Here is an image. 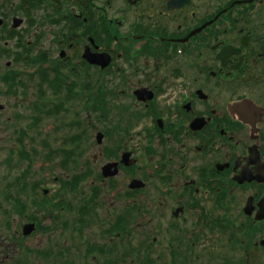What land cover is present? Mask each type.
<instances>
[{"label":"flooded vegetation","instance_id":"1","mask_svg":"<svg viewBox=\"0 0 264 264\" xmlns=\"http://www.w3.org/2000/svg\"><path fill=\"white\" fill-rule=\"evenodd\" d=\"M27 2L22 12L29 17L28 23H35L34 10L41 7L48 10L45 16L49 15V21L58 25L55 35L66 38L61 39L62 50L56 58L51 52L43 51L44 73L47 70L43 76L49 79L46 83L55 81L61 90V99L55 103L57 109L77 111L79 97H91L93 103V97L97 100L104 86L111 102L128 99L129 103L118 104L122 105V113L110 108L119 118L110 120L113 127L109 129L111 132L115 128L112 134L119 139L110 136L113 140L104 144L109 131L99 129L96 133L95 143L102 150L107 146L105 151L111 159L101 166L92 182L113 181L125 173L131 176L127 183L130 189H142L146 180L136 177L132 170L139 161V148L147 159L145 163L154 170L148 173L142 169L141 161L138 165L146 175L155 177L156 202L162 198H167L165 204L173 201L176 219L184 217L191 208L198 221L203 220L208 228L205 239L212 231L221 238L225 225L238 222L234 246L241 256L235 263L264 264V0ZM0 4H5V0H0ZM3 15L0 26L7 37L24 40L29 33L34 37L41 34L40 30H30L26 25L14 26L22 21L20 18L12 19L14 22L9 25L6 22L9 19L5 18L8 13L4 11ZM122 62L132 67L125 68ZM90 68L98 76L95 85L83 91L79 77ZM115 71H118L115 78L105 75ZM51 99L48 98V103H52ZM136 124L141 126L136 132L142 138L133 142L135 133L131 127ZM77 135L68 138L73 142ZM68 138L62 141L72 146ZM121 141H124L122 147ZM106 164L109 168L105 169ZM92 170L91 167L86 172ZM75 177L81 178L77 174ZM99 193V190L92 192L95 208L104 202L98 199ZM46 212L44 215L50 221L26 238H20L24 224L15 228L14 222L6 224L5 227H12L13 234L5 241L0 240V264H15L21 254L17 257L13 252H20L21 247L23 253L27 252L25 264H30L34 253L42 264L71 261L62 240L65 229L56 234L60 225L51 223L54 214ZM129 213L126 210L114 218H106L108 222L112 219L108 229L126 230L123 227L128 220L122 215ZM32 216L38 217L35 212ZM0 227L4 226L0 224ZM42 235L46 239L36 238ZM33 241L40 246H35ZM168 241V247L181 246ZM99 245L91 248L98 252L92 260L94 264L122 263L129 256L110 257L102 252L103 243ZM12 247L16 249L12 251ZM187 247L173 252L171 248L165 263L176 264L178 258H190ZM159 252L154 260L147 254L142 260L156 264L163 258L162 251Z\"/></svg>","mask_w":264,"mask_h":264},{"label":"rangeland","instance_id":"2","mask_svg":"<svg viewBox=\"0 0 264 264\" xmlns=\"http://www.w3.org/2000/svg\"><path fill=\"white\" fill-rule=\"evenodd\" d=\"M27 3V0H5V4H0V18L4 16L3 12L6 11L8 15L5 18L9 19L6 21L7 24L11 25L14 22L12 19L17 20L20 18L21 22L14 23L17 28L26 25L30 30L41 31L38 37L31 36L29 33L24 39L25 43L28 44L27 47L30 46V49L27 48L26 50V53L30 56L27 61L28 57L26 59L19 58V53L25 50V46L18 37H7L4 29L0 26V88H2L0 89V224L4 226L0 227V240L5 241L13 234L12 227H9L10 229L5 227L7 226V218L12 219L14 228L29 220V217L24 215V210L21 211L26 206L27 199H29L28 210H35L41 222L45 223L50 221L44 215L46 210L44 206L36 205L40 200L42 205H45L42 199L43 196L34 203L35 195L53 196L63 194L64 201L58 204L57 208L55 206L49 208L56 213L60 212L61 219L71 221L73 225L76 224V228L77 225H83H81L83 230L80 231L78 228L73 230L66 224L58 222L60 227L56 230V234L61 233L63 228L65 229L62 240H65V247H67V258L74 260L72 264L89 262L94 264L92 260L98 252L87 251V249L88 247L97 248L102 243L104 245L102 252L107 253L110 257L116 258L117 255L129 254L122 263L113 261V264H149L142 260L143 256L147 254L152 256L154 260L156 254L160 253L159 251H162L163 258L156 264H166L165 259L169 260L170 250L173 248L168 247L170 242L168 240L180 244L181 246L177 248L179 250L183 246H188L187 250L190 253V258L187 257L186 260L178 258L176 264H236L235 261L239 260L241 256L237 255L238 247L234 246L236 242L234 232L236 225L239 223L234 221L225 225L226 230L221 238L215 237L214 233L216 231H212L208 239H205L204 236L208 232V228L203 220L198 221L191 208L186 210L184 217L176 219L172 211V207L175 205L173 201L168 200L169 203L165 204L167 198H162L161 201L156 202L153 195L157 190L155 177L146 175V171L153 173L154 170L145 163L147 159L143 154H140L139 148L137 149L139 161L133 166L132 170L136 177H142L146 180V185L142 189H133L134 191L130 189L127 183L131 176L125 173H121L120 176L112 179L113 181L107 182L100 179L95 183L92 182L94 176L101 170V166L111 159L105 151L107 146H103L102 150L95 143L96 133L99 129L109 131L104 144L108 143L109 140H113L110 139V136L118 138L116 134H112L116 132L115 128L111 132L109 129L110 120L116 121L119 118L116 113H112L110 108H115L122 113V105L118 104L120 102L127 103L128 99L125 98L118 103L116 101L111 102L107 93L108 89L104 86L102 90H99L98 99L96 100L93 97V103H91V97H79L81 107L80 105L77 106L75 108L77 111L57 109L55 103L61 99L59 96L60 88L54 84L55 81L52 84L46 83L49 79L42 74H46L47 70L45 73L40 74L38 72L40 70L37 73L33 71L34 67H29V65L32 64L31 56L36 53H42L43 55V51L47 54L51 52L55 58L60 55L59 51L62 50L60 46L61 39L65 36L62 34L55 35L56 30L59 29L57 28L58 25L49 21V15L45 16V12L48 10H43L41 7L34 10L33 14L37 19L35 23L34 21L28 23L29 17H26L22 12ZM7 8L10 10L7 11ZM14 15L17 16L14 17ZM122 65L125 68L132 67V64L128 62H122ZM19 68L29 70L27 74L20 76L23 84H19L18 81L15 83L14 80L7 81L2 76V74L11 76L15 69L19 70ZM127 72H124V74ZM117 74L118 71L105 75L115 78ZM97 76L93 68H90L89 72L83 70L82 75L79 77L82 90H89L90 85L93 87L95 85L94 79ZM6 84H12L13 87L11 85V88L6 91L3 89L7 88ZM47 98H52V103L46 102ZM130 102H132V99H130ZM86 103L89 108L84 106ZM95 106L97 109L94 108ZM108 113H110L109 116ZM75 120L78 123L72 124ZM120 120L121 118L118 119V121ZM138 127L141 126L136 124V126L131 127V132L135 133L133 134V142L142 138L140 135L137 136L136 130ZM72 134H78L75 143H72L73 145L69 148H65L62 139L64 137L68 138ZM68 140L70 143L72 142L70 138ZM122 140H125V138ZM123 144L124 141H121V147ZM129 146H131L130 142ZM65 149L74 150L70 167L61 164ZM140 161L143 162L142 169L146 170L144 172L138 168ZM91 167L93 170L87 173L86 170L91 169ZM23 171H26L25 174ZM76 174L81 178L72 181H79L78 187L75 190L63 189L62 180L65 178L71 180ZM86 174L92 175L87 178ZM32 182H37L34 189L35 195L30 193L32 188L26 186L27 183L30 186ZM100 182L103 183L99 185ZM45 188L49 189L48 193L45 192ZM95 190L100 191L98 199L104 201L98 208H95L92 203V192ZM8 194H12L13 197L7 199ZM130 194L131 196H126ZM82 205L94 208V210L86 214L87 216L85 215L83 222L80 223L75 220L80 216L76 208L80 209L78 206ZM58 206L66 208L60 210ZM160 209L162 213H159L160 211L156 212ZM126 210L127 213L130 212L126 216L125 214L122 215L123 219L128 220V224L123 227L126 230L117 229L107 232L106 229L111 226L112 219L108 222L106 218H114V216L122 214ZM37 211L41 213H37ZM112 213H115V215H112ZM36 238L46 239L45 236ZM33 242L35 246H40L36 241ZM27 244L25 242V245ZM15 249V247H12V251ZM177 249L173 248L171 252ZM13 254H16L17 257L21 254L15 264H25V254L27 253H23L22 247L20 252L19 250L14 251ZM2 258L5 257L2 256ZM30 264H42L36 257V253H34Z\"/></svg>","mask_w":264,"mask_h":264},{"label":"trees","instance_id":"3","mask_svg":"<svg viewBox=\"0 0 264 264\" xmlns=\"http://www.w3.org/2000/svg\"><path fill=\"white\" fill-rule=\"evenodd\" d=\"M41 58H42V53H36V54H34V56H31V60H32V62H39V61H41ZM4 77V76H3ZM4 78H6V80L8 81V80H10L11 79V77H4ZM74 142H72V143H75V140H73ZM67 146H68V144H67ZM73 152H74V150L72 149H65L64 150V159H63V163H65L66 165H64L65 167H68L69 166V163H68V161L70 160V159H72L73 160ZM59 153V152H58ZM78 183H79V181H77V182H75V183H66L65 181H63V182H61V185H62V188L63 189H66L67 187H69V188H72L73 190H74V188L76 187V185L78 186ZM36 185H37V182H33L32 183V187L34 188V187H36ZM42 199H43V201H47L48 200V198L47 197H42ZM35 202H37V199H35L34 200ZM80 212H82V213H87V211H85V209H83V211H81L80 209H79V211H78V213H80ZM81 216L82 215H80V216H78L77 218H76V220H82V218H81ZM84 220V219H83ZM83 222V221H82Z\"/></svg>","mask_w":264,"mask_h":264},{"label":"water","instance_id":"4","mask_svg":"<svg viewBox=\"0 0 264 264\" xmlns=\"http://www.w3.org/2000/svg\"><path fill=\"white\" fill-rule=\"evenodd\" d=\"M91 60V59H90ZM109 165L107 164L104 168L106 169V168H109L108 167ZM32 226H33V224H27L26 226H25V229L27 230V229H31L32 228Z\"/></svg>","mask_w":264,"mask_h":264}]
</instances>
